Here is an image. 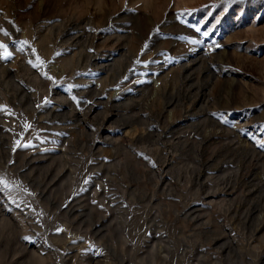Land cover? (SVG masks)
I'll return each mask as SVG.
<instances>
[{"label":"rangeland","instance_id":"374dc122","mask_svg":"<svg viewBox=\"0 0 264 264\" xmlns=\"http://www.w3.org/2000/svg\"><path fill=\"white\" fill-rule=\"evenodd\" d=\"M0 29V264H264V0H0Z\"/></svg>","mask_w":264,"mask_h":264},{"label":"snow or ice","instance_id":"6c2138e0","mask_svg":"<svg viewBox=\"0 0 264 264\" xmlns=\"http://www.w3.org/2000/svg\"><path fill=\"white\" fill-rule=\"evenodd\" d=\"M0 31H3L4 35H8L7 31L6 30H3V29H0ZM199 31V30H198ZM205 35H207V33H205ZM23 43H27V42H23ZM0 49H3V56L0 57V58H5L7 59L8 57L11 56V53L7 51V46L0 43ZM0 111H3V109H0ZM264 146V145H262ZM0 183H3L2 181H0Z\"/></svg>","mask_w":264,"mask_h":264}]
</instances>
